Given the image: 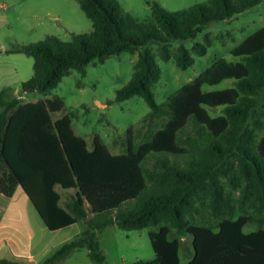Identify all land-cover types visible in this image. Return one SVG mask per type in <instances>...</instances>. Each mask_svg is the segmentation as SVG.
<instances>
[{
  "label": "trees",
  "instance_id": "1",
  "mask_svg": "<svg viewBox=\"0 0 264 264\" xmlns=\"http://www.w3.org/2000/svg\"><path fill=\"white\" fill-rule=\"evenodd\" d=\"M77 1L93 23L90 33L68 42L52 36L13 51L35 61L22 93H49L72 70L85 76L93 62L139 52L133 76L116 100L139 96L151 117L168 123L140 147L129 144L125 154L116 155L98 139L90 149L69 117L54 121L61 101L23 104L9 88L0 91L1 200L21 187L50 231L81 221L87 226L42 264H59L80 249H87L95 264H105L99 233L114 225L127 231L157 228L149 232L155 258L137 264H181L179 237L185 235L192 237L188 264H264V27L233 49L237 61H216L161 104L153 89L161 71L148 50L158 44L162 60L169 61L175 41L194 39L212 23L243 14L262 0H210L173 13L155 2V20L142 23L123 13L117 1ZM195 50L205 55L207 46L199 43ZM174 59L183 70L194 63L184 46ZM226 80L233 87L203 90ZM218 109L221 115H211ZM150 157L155 163L148 169ZM224 179L240 191L238 199L226 192ZM62 192H73L65 205ZM236 210L242 214L233 219ZM197 214L202 223H190ZM254 223L260 228L246 233ZM0 264L19 263L0 259Z\"/></svg>",
  "mask_w": 264,
  "mask_h": 264
},
{
  "label": "rangeland",
  "instance_id": "2",
  "mask_svg": "<svg viewBox=\"0 0 264 264\" xmlns=\"http://www.w3.org/2000/svg\"><path fill=\"white\" fill-rule=\"evenodd\" d=\"M118 2L123 13L130 14L138 22L155 20L153 5L158 2L169 13L189 9L210 0H105ZM264 27V0L257 7L225 21L212 23L194 39L177 40L170 47L171 59L162 60L158 44H151L148 50L153 53L155 63L161 71L160 82L154 85L158 104L167 101L183 86L199 78L216 61L224 59L235 62L233 49L246 38ZM93 30L92 21L86 16L77 0H0V91L9 88L10 93L25 104L38 101H61L62 110L53 114L56 121L65 116L71 119L74 132L83 137L90 149L96 139L101 141L109 151L116 155L125 154L129 144L140 147L149 138L168 123L167 118L151 117L148 103L139 96L129 100L117 101L118 91L132 78L139 52L123 53L112 56L104 63H91L82 76L72 70L64 76L59 85L49 93H22V84L34 74V58L14 53L17 46L31 45L45 41L49 37H58L64 42L72 41L75 35L88 34ZM209 41V42H208ZM205 44L207 52L199 55L195 46ZM186 47L194 58V63L183 70L176 65L174 56L178 49ZM233 87V81L226 80L217 86L203 87L204 91H216ZM219 116L222 110L210 111ZM155 161L150 157L145 167L151 169ZM224 188L234 199H238L239 190L228 186L223 180ZM20 189H22L20 187ZM59 191H64L59 188ZM62 204L70 199L73 192H62ZM28 216L35 233V242L46 248L45 255L51 256L62 245L80 236L87 228L84 222H78L68 228L50 231L43 222L37 226L32 222V213L39 215L31 202H28ZM128 212L130 207L124 206ZM205 214L208 209H204ZM0 210V221L3 218ZM242 212L236 210L233 219ZM248 215L257 216L254 210ZM40 217V216H37ZM41 219V218H40ZM190 223H202L200 215L189 218ZM221 219L214 222L212 228L217 230ZM40 227L42 230H40ZM257 223L244 228L246 233L258 230ZM264 228V225L262 226ZM156 227L127 231L117 225L108 227L99 233V243L106 256L105 264H137L155 258L149 232ZM170 239H175L172 234ZM180 262L188 264L193 257L192 237H179ZM59 264H95L89 257L87 249L75 250Z\"/></svg>",
  "mask_w": 264,
  "mask_h": 264
},
{
  "label": "crops",
  "instance_id": "3",
  "mask_svg": "<svg viewBox=\"0 0 264 264\" xmlns=\"http://www.w3.org/2000/svg\"><path fill=\"white\" fill-rule=\"evenodd\" d=\"M28 202L31 201L20 187L8 201L4 202L0 198L3 217L0 221V259L19 264H42L46 259L42 257L47 250L42 244L35 242L34 229L28 216ZM34 214L32 213V222L39 227V222L43 220Z\"/></svg>",
  "mask_w": 264,
  "mask_h": 264
}]
</instances>
